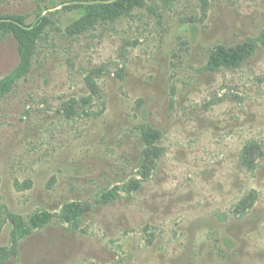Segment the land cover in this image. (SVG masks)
I'll return each instance as SVG.
<instances>
[{
  "label": "rangeland",
  "instance_id": "rangeland-1",
  "mask_svg": "<svg viewBox=\"0 0 264 264\" xmlns=\"http://www.w3.org/2000/svg\"><path fill=\"white\" fill-rule=\"evenodd\" d=\"M107 1L0 0V18L49 19L29 74L0 100L6 264H264V0H143L77 33L67 7ZM248 41L241 66L209 68L219 47ZM19 63L0 33V80ZM146 126L161 154L143 178ZM74 202L88 210L78 226L56 216L14 243L8 213Z\"/></svg>",
  "mask_w": 264,
  "mask_h": 264
},
{
  "label": "trees",
  "instance_id": "trees-1",
  "mask_svg": "<svg viewBox=\"0 0 264 264\" xmlns=\"http://www.w3.org/2000/svg\"><path fill=\"white\" fill-rule=\"evenodd\" d=\"M204 3L207 0H202ZM144 6L143 0H114L107 2L80 3L67 7L70 12H76L80 21L78 22L76 32L82 33L88 30L93 25L100 22H114L131 14L135 9ZM49 19L43 18L34 26H28L25 23V18L22 16H12L9 18H0V33L10 35L15 38L18 43V51L20 56L19 66L14 72L0 80V100L11 94L17 82L26 77L36 56V49L39 40L45 34ZM257 42L264 44V32L258 37ZM256 41H248L242 45L235 47L221 46L215 50L210 59L208 66L211 70L221 68H234L241 66L244 61L254 55ZM87 102L90 99H85ZM146 150L143 153L140 172L143 178H147L152 171L156 160L160 157L161 149L157 142L161 138L159 131L151 127H145L142 132ZM260 147H247L244 151V164L253 168L256 158L260 155ZM129 186V185H128ZM139 186V183L137 184ZM131 188V187H130ZM117 189L102 198L103 202H109L114 198ZM254 203V198L249 197L242 202L238 207L239 213H244ZM87 208L80 203L66 204L59 214H51L42 212L34 215L29 221H26L22 216L8 213V222L12 227V238L14 243L26 238L34 230L43 228L49 225L57 216L62 221L78 226L85 214ZM13 250L0 247V264L6 262L14 255Z\"/></svg>",
  "mask_w": 264,
  "mask_h": 264
}]
</instances>
